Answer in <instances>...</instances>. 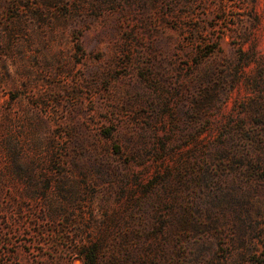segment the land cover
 Masks as SVG:
<instances>
[{"label":"rangeland","instance_id":"obj_1","mask_svg":"<svg viewBox=\"0 0 264 264\" xmlns=\"http://www.w3.org/2000/svg\"><path fill=\"white\" fill-rule=\"evenodd\" d=\"M0 264H264V0H0Z\"/></svg>","mask_w":264,"mask_h":264}]
</instances>
